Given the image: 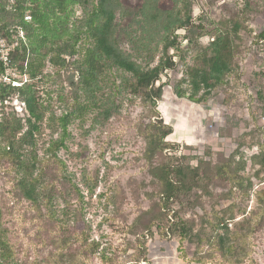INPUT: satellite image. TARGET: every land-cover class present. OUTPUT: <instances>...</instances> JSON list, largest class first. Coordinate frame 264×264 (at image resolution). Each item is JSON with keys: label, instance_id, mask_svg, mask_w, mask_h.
<instances>
[{"label": "rangeland", "instance_id": "1", "mask_svg": "<svg viewBox=\"0 0 264 264\" xmlns=\"http://www.w3.org/2000/svg\"><path fill=\"white\" fill-rule=\"evenodd\" d=\"M28 1L0 0V12L24 7V24L32 23L33 8L45 17V24L33 27L28 37L22 26L10 36L0 32L1 61L7 68L0 70V124L30 150L28 158H38L36 175L40 168L46 172L47 182L36 189L37 205L55 192L62 197L53 202L54 209L64 210L69 197L61 180L67 175L89 204L94 237L103 235V242L117 251L114 264H128L136 251L126 250L131 241L127 232L162 200L167 164L173 160L195 167L205 161L213 174L203 182L207 190L202 206L191 201L186 211L192 235L183 242V251L179 236L155 233L146 238L139 264H199L193 261L202 252L198 235H212L221 215L230 226L248 219L250 226L255 224L254 213L264 209V0H246L243 8L233 2L218 6L217 0H180L177 6L164 2L161 8L180 11L192 24L177 49L159 28L147 50L141 47V0ZM91 21L97 31L90 30ZM21 44L44 62L33 79L7 61ZM90 48L98 52L103 72L90 95L88 114L77 117L76 105L87 100L79 69ZM172 56L175 66L160 75L163 96L155 105L126 90L118 93L121 79L132 76L137 67L155 69ZM177 91L184 98L177 97ZM104 110H110L106 119ZM66 114H73L74 120L65 147L55 155L60 163H55L46 150L60 139ZM149 122H163L173 133L161 141L159 127L152 130ZM16 165L13 158L0 157V207L16 258L21 264H83L77 255L79 243L66 233L67 219L56 224L39 213L27 199L32 191ZM86 186L93 188L92 194ZM108 198L114 205L106 212ZM70 200L76 218L79 204L74 196ZM108 212L113 213L105 223ZM70 226L81 231L79 224ZM252 243L253 248L231 262L264 264V231L254 235ZM85 264L103 263L92 259Z\"/></svg>", "mask_w": 264, "mask_h": 264}, {"label": "trees", "instance_id": "2", "mask_svg": "<svg viewBox=\"0 0 264 264\" xmlns=\"http://www.w3.org/2000/svg\"><path fill=\"white\" fill-rule=\"evenodd\" d=\"M109 0H104L105 4ZM142 7L140 15L142 18L141 29L144 37L141 41V47L143 50H147L151 43L154 32L161 28L164 34L170 38V47L177 49L180 45V41L185 39L188 34L189 24L191 19H184L181 17V12H173L172 9L161 8L160 5L164 2H171L174 6L180 3V0H141ZM27 3L34 5L32 0ZM233 3L240 8L246 6V1L235 0ZM229 5V4H227ZM225 5V6H227ZM216 8V7H215ZM217 9V8H216ZM24 7H19L15 12H0V32H3L6 36L11 35V30L16 31L18 26H22L28 37L29 32L33 27H41L45 24V17L38 8L31 10L32 23H22ZM190 8L187 6L186 12L189 13ZM90 30L97 31L95 21L90 22ZM183 35V36H182ZM163 37V36H162ZM223 46V43L220 47ZM12 58L10 61V67L21 73L29 75L31 79L35 78L44 67V62L41 57L31 51L27 46H17L14 52H11ZM98 52L94 49H88L83 56V62L79 69L80 80L83 86V90L87 96L86 102L76 105L77 117H83L88 114L92 107L91 93L95 92V88H98L99 76L102 75L103 66L97 59ZM174 57L172 56L163 61L155 69L142 70L141 67H137L133 71L132 76L129 78L121 79L118 86V93L121 90H126L127 93L133 97L145 98L147 102H151L152 106L155 105L163 96L164 85L160 84V75L168 69H173L175 66ZM124 71H131L127 65L120 66ZM7 68L4 66V62L1 61L0 53V70L5 71ZM177 97L184 98L182 94L177 91ZM124 96V93L122 94ZM191 101V100H190ZM193 102V101H191ZM110 110H104L105 119L108 118ZM78 119V118H77ZM74 120L73 114H66L61 119V137L60 139L51 143V146L46 150V154H52V157L60 163L55 155L56 152L64 148V139L67 135V129ZM148 127L154 130L159 127L162 135L161 141H164L173 132L170 128L161 123L149 122ZM30 150L25 148V145L19 142L16 143L12 137L11 131L7 128H3L0 124V157L1 158H13L16 162L17 174L25 176V180L32 194H26L27 199L37 205L38 199L35 198L36 189L43 187L47 182L45 175L46 172L40 168L36 175V169L34 164L38 163V158L34 156L31 160L27 157ZM173 159V158H172ZM58 167L60 164L57 165ZM63 171V169H62ZM167 186L162 200L158 206L153 208L150 213H144L140 216L139 221L131 226L127 232L129 239V250H135V254L132 260L128 264H139V260L144 258V242L146 238L158 233L164 238H172L179 236L180 249L183 251V242L192 235L191 224L189 220L185 218L187 209L190 206L191 201L193 206H202V195L207 190L204 186V181L209 180L213 174L212 165L205 161H200L195 167H190L184 163L171 161V164H167ZM66 175V174H65ZM45 179V182H43ZM54 179V178H53ZM61 184L65 186L66 195L68 200H64L66 205L64 210L57 212L54 209L53 202L62 196H58L55 192L49 196L43 198L42 204L37 205L39 213L41 215L48 216V218L56 224L62 223L63 219H67V234L69 240L74 239V243H79L77 255L85 264L92 259H98L103 264H114L118 259L117 251L111 244L103 242L105 237L100 236V239L94 237V229L92 221L87 218V212L89 211V204L85 202V196L82 193L81 188L77 184H74L69 177L63 176ZM55 180H53L52 189L55 191ZM89 194L93 193V188L87 187ZM199 193V194H198ZM38 195H40L38 193ZM198 195V197H197ZM77 198L79 204L78 215L75 216L71 213V197ZM105 211L107 212L109 207L113 206V198L106 200ZM264 208V204H263ZM108 212V216L103 222L108 223L111 219V214ZM255 224L250 226V219L245 222L235 223L230 226V222L224 216H219L213 225L212 235L200 233L198 235V248L202 251L198 257L193 259L194 262L199 264H234L230 258L237 257L240 252L245 249L253 248L252 237L262 231H264V209L254 213ZM214 221V220H213ZM79 224L81 231L75 232L70 223ZM102 222V223H103ZM248 223L249 227H246ZM66 224V223H64ZM131 245H134L131 246ZM131 247V248H130ZM183 259L187 261L185 255ZM250 260V259H248ZM191 261V262H193ZM0 264H21L16 258L15 251L12 244L9 242L8 230L3 224L2 210L0 207Z\"/></svg>", "mask_w": 264, "mask_h": 264}, {"label": "built area", "instance_id": "3", "mask_svg": "<svg viewBox=\"0 0 264 264\" xmlns=\"http://www.w3.org/2000/svg\"><path fill=\"white\" fill-rule=\"evenodd\" d=\"M233 1L235 0H217V3H218V6H225L227 4H230ZM239 1H243V0H239ZM0 53H1V50H0ZM7 61H8V58H7Z\"/></svg>", "mask_w": 264, "mask_h": 264}, {"label": "crops", "instance_id": "4", "mask_svg": "<svg viewBox=\"0 0 264 264\" xmlns=\"http://www.w3.org/2000/svg\"><path fill=\"white\" fill-rule=\"evenodd\" d=\"M244 1H246V0H244Z\"/></svg>", "mask_w": 264, "mask_h": 264}]
</instances>
